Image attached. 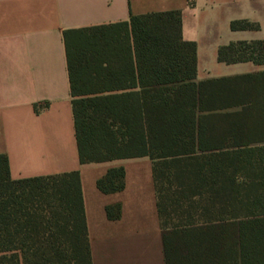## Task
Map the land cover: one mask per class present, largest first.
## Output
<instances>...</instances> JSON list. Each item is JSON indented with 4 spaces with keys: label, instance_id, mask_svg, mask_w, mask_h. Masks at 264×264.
<instances>
[{
    "label": "trees",
    "instance_id": "16d2710c",
    "mask_svg": "<svg viewBox=\"0 0 264 264\" xmlns=\"http://www.w3.org/2000/svg\"><path fill=\"white\" fill-rule=\"evenodd\" d=\"M63 40L80 162L152 159L166 264H264V70L197 81L180 10ZM218 60L262 65L264 40L231 41ZM97 184L123 189L124 170ZM0 264H93L78 170L12 179L0 154Z\"/></svg>",
    "mask_w": 264,
    "mask_h": 264
},
{
    "label": "crops",
    "instance_id": "0c3cea01",
    "mask_svg": "<svg viewBox=\"0 0 264 264\" xmlns=\"http://www.w3.org/2000/svg\"><path fill=\"white\" fill-rule=\"evenodd\" d=\"M0 0V154L12 179L78 170L93 264H166L149 156L81 163L63 31L180 10L196 43V80L255 73L264 64L218 60L231 41L264 40V0ZM234 20L257 28L232 29ZM124 170V187L98 180ZM107 206H119L109 217Z\"/></svg>",
    "mask_w": 264,
    "mask_h": 264
}]
</instances>
